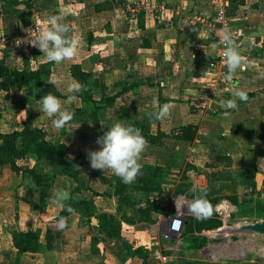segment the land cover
Wrapping results in <instances>:
<instances>
[{
    "label": "crops",
    "instance_id": "0c3cea01",
    "mask_svg": "<svg viewBox=\"0 0 264 264\" xmlns=\"http://www.w3.org/2000/svg\"><path fill=\"white\" fill-rule=\"evenodd\" d=\"M103 1L33 0L31 23L23 25L26 9L20 5L19 27L10 30L2 18L7 6L4 7V0H0V61L5 60L8 67L22 70L26 57L28 67L37 69L47 58L27 42L25 31H31L35 25H44L51 15L62 14L61 22L68 26L66 38L75 39L77 43L73 58L54 62L50 81L57 91L66 96L65 85L77 82L70 73L71 64L76 60L84 71L92 73L96 99L117 94L125 86L132 85L129 91L119 95L113 107L106 110L101 122L103 132L116 121L126 124L125 118L129 117L147 125L154 134L160 130L169 136L161 146L145 143L139 158L142 167L137 175H146L147 166L153 165L170 170L164 190L147 195L135 193L141 201L136 208L146 207L149 199L163 211L152 213L154 222L149 223L139 216L135 218L132 210H124L127 217L135 218V222L124 221L123 225L136 232L151 251L148 264H264V235L241 232L237 227L230 232L244 234L245 238L213 236L225 231L224 225L229 223L238 208L226 196H237L239 201L259 202L261 216L248 221L264 220V155L256 154V151L264 152V0H246L232 18L225 16L226 0H126V8L94 11L93 4ZM142 3L145 6L142 9L143 28L139 27L134 13L128 11V7H140ZM155 6L164 11L155 9ZM217 33L230 34L243 63L232 74L230 93L209 101L205 99V69L219 48ZM237 89L247 92V101H237L238 107L229 114L214 115L216 109L223 108L220 101L231 98V92ZM6 95L0 90V133L20 130L25 124L29 127L42 124L48 130L49 140L68 144V158L79 154L87 158L89 151L98 149L97 136L89 119L74 115L75 119H70L63 128L55 129L51 118L35 109L39 101L24 103V92L16 87L10 88L8 99ZM57 98L62 109L72 115L82 106L78 97L67 105L64 103L66 98ZM162 105L168 106V113L158 120L155 113ZM187 125L197 128L195 139H175L179 128ZM181 156L190 165L186 173L182 171V176L179 175L183 168V164H179ZM41 162L50 164L53 169L52 186L56 180H66L69 186L63 191L68 193L73 189L75 183L62 174L59 166L49 161ZM18 164L29 166L32 158L22 159ZM10 169L9 165L0 166L1 181H5L4 174L10 176L14 173ZM95 170L98 169L91 168L88 160L82 167V174L87 176ZM106 172L103 173L109 177ZM209 174H214L215 178L211 180ZM183 180L190 185L188 191L193 194L203 189L211 199L220 198L214 205L209 203L213 209L210 216L217 214L223 227L196 233V238L204 236L207 239L200 248H193L200 245V240L191 236H180L179 243L180 237L164 239L175 215H183L185 222L187 217L193 216L184 207L193 198L185 191L178 192L174 198L173 194L178 190L171 193L169 188L170 184L178 186ZM89 186L100 195L86 191L85 197L93 199L101 212L117 216L118 199L113 195V189L96 177L90 178ZM46 202L47 207L58 212L55 214L61 215V201L56 200L51 191ZM37 205L36 195L33 207L20 211L36 214ZM6 215L0 212V219ZM68 219L65 217L62 229L54 230L48 226L53 234H60L52 250L45 249L46 232L40 234L39 252L23 254H18L12 242V232L18 227L1 220L0 264H143L142 259L130 256L119 240L101 232L96 218L79 217L78 222L66 227ZM187 240L192 244L184 245ZM245 241L252 248L239 258L235 254ZM163 250L170 255H163ZM172 250L177 252H170ZM186 254L197 256L186 259Z\"/></svg>",
    "mask_w": 264,
    "mask_h": 264
},
{
    "label": "trees",
    "instance_id": "16d2710c",
    "mask_svg": "<svg viewBox=\"0 0 264 264\" xmlns=\"http://www.w3.org/2000/svg\"><path fill=\"white\" fill-rule=\"evenodd\" d=\"M227 6L225 9V16L227 18L235 17L240 7L243 6L246 0H226ZM4 7L7 9L3 12L2 18L7 25V29H17L19 27V12L20 5H24L26 11L22 18L23 25H29L32 19L33 0H4ZM126 8V0H104L103 2L93 4L92 8L96 12L111 10L114 8ZM256 7V6H255ZM144 11L141 9L138 12L139 27L143 28ZM25 67L22 70L10 68L6 65L5 60L0 61V90L7 93L6 98H9V91L11 87L24 92L23 102L28 103L32 100H37L45 94H53L56 97H63L54 84L50 81L52 67L54 62L45 60L39 63L37 69L28 67V59L24 57ZM71 76L82 86V90L76 93V97L82 101V106L77 108L73 116L77 118L89 119L92 123L93 132L95 135L101 136L103 130L101 122L105 118L106 110L113 107L119 95L129 91L132 87L125 86L123 90L114 95H104L100 99H96L93 91V76L91 72H86L82 69L80 63L73 60L70 67ZM240 102V101H239ZM234 109H216L214 115H224L233 112ZM126 124L134 125L139 128L141 134L145 138L146 143L151 146H161L164 140L169 137L160 130L154 134L148 126L140 123L137 120L125 118ZM197 135V128L194 125H187L179 128L178 133L174 135L175 139L179 141H193ZM69 146L60 140L51 141L48 139V130L43 125H36L29 127L26 124L20 130H14L9 133H0V166L9 165L12 171L16 173L32 172L35 185L39 188V202L42 206H46L47 197L51 189L53 178L47 173L31 168L28 165H19L18 162L22 159L32 158L36 162L49 161L62 170V174L71 179L75 186L68 192V198L61 201V215L69 218L65 226H71L78 222L79 217L91 219L96 218L101 232H105L110 238L119 240L127 253L132 257H137L143 260V264H148V259L151 251L143 244L141 238L136 232L129 231L123 225L124 221L127 223H134L135 218L154 222L151 218L153 214H159L163 211L162 207L156 205L155 202L147 199L146 207L136 208L141 202L135 196V193L150 194L152 192H161L164 190V185L167 183V175L170 170L164 167L153 165L147 166V174L139 175L131 184H124L115 175L106 176L102 171H91L87 176L82 174V167L88 163L84 154L69 159ZM256 154L264 155V152L256 151ZM47 175V176H46ZM210 179H214V174L208 175ZM238 177V175H235ZM91 177L98 178L102 183L109 185L113 189V195L118 199L117 216L107 212H101L93 199H87L84 195L86 191H92L93 195H100L89 186ZM188 186H190L188 184ZM184 192V190H178ZM204 196L212 205L216 204L220 198L211 199L206 190ZM197 191L189 195L193 198L199 195ZM233 205L239 208V211L231 215V219L240 221V215L247 216L244 220L260 217L259 202L254 200L239 201L237 196H226ZM71 211H68V209ZM126 209L133 211L134 219L127 217ZM250 212H254L252 215ZM250 213V214H248ZM223 227V222L218 215L213 214L207 219L197 220L194 216H189L186 219L184 229L181 237L185 238L191 236L193 239L200 240L199 246L193 248H200L207 242L206 237L199 236L196 238V233L203 231H211ZM60 234H53L48 230L46 234L45 249L50 251L53 249L54 241L59 238ZM12 242L14 248L17 249L18 254L23 253H37L41 250L40 235L31 227L21 225L15 232H12ZM192 247V246H191ZM163 255H170L169 252L163 250Z\"/></svg>",
    "mask_w": 264,
    "mask_h": 264
},
{
    "label": "clouds",
    "instance_id": "9594fccd",
    "mask_svg": "<svg viewBox=\"0 0 264 264\" xmlns=\"http://www.w3.org/2000/svg\"><path fill=\"white\" fill-rule=\"evenodd\" d=\"M62 14H54L48 17L44 25H35L27 33V42L38 48L48 61L61 63L69 60L75 55L76 40L67 39L66 33L68 26L61 22ZM217 37L224 42V56L226 60V73L223 79L226 82L232 81V74L242 66V57L233 43L228 33H217ZM19 40V39H18ZM17 43V41H16ZM21 40H19V43ZM51 83V81H49ZM82 90L78 82L69 83L66 87V100L64 103L72 104L76 100V93ZM247 92L243 89H237L231 92V98L222 99L220 104L226 109H236L237 101H247ZM38 111L51 118V124L55 129H61L71 119L72 114L62 109L60 100L53 94H45L39 99V106L35 107ZM168 113V106L162 105L155 113L156 119H162ZM145 138L139 128L131 124H125L116 121L107 127L101 136L97 137L96 144L99 146L96 150L87 153L90 167L98 170H110L113 175L118 177L124 184H131L140 173L142 167L139 162L140 154L145 146ZM71 159V157H69ZM195 191V189H194ZM200 194L193 197L192 201L184 207L186 211L193 214L197 220L207 219L212 214V206L204 196L203 189ZM68 193L63 190L55 192V198L58 201L66 200ZM68 211H71L69 208ZM62 228L63 224H58Z\"/></svg>",
    "mask_w": 264,
    "mask_h": 264
},
{
    "label": "rangeland",
    "instance_id": "374dc122",
    "mask_svg": "<svg viewBox=\"0 0 264 264\" xmlns=\"http://www.w3.org/2000/svg\"><path fill=\"white\" fill-rule=\"evenodd\" d=\"M133 8V7H132ZM128 7V11L129 12H133L131 9ZM135 12H134V18L138 20V12L141 9H144V6L141 8H138L137 6L134 7ZM156 9V7H155ZM206 71V69H205ZM72 83V82H71ZM69 84V83H68ZM65 85V91H66V87L67 85ZM71 119H75L72 115ZM42 125V124H40ZM172 148V146H171ZM180 163L179 164H183V168L181 169V173L179 174L180 176H182V171L183 173L187 172V170L190 169V165L189 162L187 161V159L185 157H180ZM139 162L141 163V160H139ZM186 164V165H185ZM50 164H42V162H36L35 160H32V164H29V166L31 168H35L37 170L43 171L45 173H47L48 176H54L53 174V169H51L49 167ZM23 166V165H21ZM9 168V167H8ZM11 171V169H10ZM107 174L110 176L112 175L110 170H106ZM198 171V170H196ZM4 171H2L1 173H3ZM12 172V171H11ZM14 172V171H13ZM199 172V171H198ZM15 173V174H14ZM12 175L8 176L7 174H4L3 177L5 179V181H1L0 180V212L3 214L7 215L0 219L2 221L5 222H9L12 224L13 227H19L21 226V224L25 223L24 226H28L26 224H29L30 226H32L33 228L37 229L36 231L39 232V235L44 234L46 232H48V226L51 225V227L54 230L59 229L57 227L58 224H63L64 225V220H56V217L59 216L57 215L58 212H55V208L53 207H47L48 205L46 204V206H42L39 202V195H40V191L39 188L35 185L34 179H33V173L32 172H23L22 174L20 173H16L14 172ZM46 175V176H47ZM184 179H186L187 177H183ZM182 178V179H183ZM69 186V182H67L66 180L63 181H59L56 180L54 181V185L52 186L53 188L50 189L51 191V195H55V192L58 190H64L63 188H67ZM170 191L172 193V191L174 189L176 190H184L185 192H187V195L189 196V193H191V191L189 190V186L188 184L183 180V182L178 185L175 186V184H170L169 185ZM49 191V192H50ZM179 191L175 192L173 194V197L176 198L177 194ZM37 195V199H38V205L37 208H39L38 210H36V214L35 213H31L30 211H20L22 208H29L30 206L33 207V203H34V199L35 196ZM191 197V196H189ZM55 202V200H54ZM47 209V211H46ZM58 211V210H57ZM239 211V208H237V211ZM235 212V213H236ZM57 213V214H55ZM234 214V213H233ZM217 215V214H216ZM247 216H243L240 215L239 219H242L240 221H235V220H229V223L227 225H224L225 231H222L221 234H215L213 236H221L222 238H232L234 237L235 239L237 238V236H242L244 237V234H240V233H231L230 230L231 229H235L237 227H239L241 224L249 222V223H253L250 222L248 220H244V218H246ZM262 221V220H260ZM28 226V227H30ZM62 229V228H61ZM181 241V237L179 238L178 242L179 243ZM225 241V240H224ZM197 243V241H196ZM5 244V241L2 243V245ZM188 244H192L189 242V240L185 241L184 245ZM193 246V245H190ZM252 247H248V241H245L244 245L241 243L240 244V250L238 249V252L235 254L236 256H238L239 258L244 257L246 254V251ZM170 252H177V250H172ZM199 253H201V251H199ZM194 254H186V256H184L186 259H193L195 258Z\"/></svg>",
    "mask_w": 264,
    "mask_h": 264
},
{
    "label": "built area",
    "instance_id": "2783aa9c",
    "mask_svg": "<svg viewBox=\"0 0 264 264\" xmlns=\"http://www.w3.org/2000/svg\"><path fill=\"white\" fill-rule=\"evenodd\" d=\"M146 5L147 2H146ZM144 4L142 3L143 7ZM145 7V6H144ZM158 8V6H155ZM161 12L164 11L163 8H158ZM134 13L135 9H131ZM217 36V35H215ZM216 38V37H215ZM218 44L219 48H216V55L213 60L207 65L208 68H206V77H205V99L206 100H214L222 98L223 95L230 93V90L233 86V81L226 82L223 79L224 74L226 73V60L224 56L225 51V45L224 42H222L218 38ZM206 67V66H205ZM185 226V218L181 214H177L174 216L172 224L167 229V231L164 233V239L165 240H172L179 238L181 236V233Z\"/></svg>",
    "mask_w": 264,
    "mask_h": 264
},
{
    "label": "water",
    "instance_id": "95a60500",
    "mask_svg": "<svg viewBox=\"0 0 264 264\" xmlns=\"http://www.w3.org/2000/svg\"><path fill=\"white\" fill-rule=\"evenodd\" d=\"M65 216L59 215L56 220H64ZM239 231L264 235V220L253 223H243L238 227Z\"/></svg>",
    "mask_w": 264,
    "mask_h": 264
}]
</instances>
